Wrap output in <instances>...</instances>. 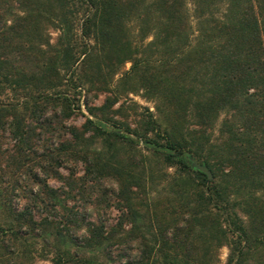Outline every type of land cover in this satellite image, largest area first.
<instances>
[{
  "label": "trees",
  "instance_id": "16d2710c",
  "mask_svg": "<svg viewBox=\"0 0 264 264\" xmlns=\"http://www.w3.org/2000/svg\"><path fill=\"white\" fill-rule=\"evenodd\" d=\"M119 73L118 83L162 103L164 122L150 112L139 131L122 129L107 111L117 95L89 104L91 94L114 93ZM83 105L98 119L84 125L92 135L72 125L64 140V118ZM3 130L15 140L7 173L17 179L0 186V264H216L225 245L226 264H264V0H0ZM126 131L175 168L165 195L148 192L138 206L132 187L145 191L152 172L137 171L134 155L118 166L85 147L95 137L131 142ZM71 160L117 180L128 234L64 204V189L48 179ZM115 238L124 253L117 260Z\"/></svg>",
  "mask_w": 264,
  "mask_h": 264
},
{
  "label": "rangeland",
  "instance_id": "374dc122",
  "mask_svg": "<svg viewBox=\"0 0 264 264\" xmlns=\"http://www.w3.org/2000/svg\"><path fill=\"white\" fill-rule=\"evenodd\" d=\"M50 32L52 41H55L59 32L54 29ZM131 65L132 63L130 61L126 62L122 66L121 72L129 69ZM120 77L121 73L117 74L115 77L117 89H114V93H96L98 96L91 94L89 96V104L101 108L105 105L107 96L115 97L117 95L116 102L110 105L107 111L109 116L114 118L117 127L122 129L129 127L132 130L139 131L145 126L144 120L150 118V112L155 115V118L160 120V123L164 122V117L160 111V108H163L162 103L154 98H149L148 92L143 88L134 87L132 90V84L125 86L122 83H118ZM81 98L83 103V97ZM7 100L8 98H5V101ZM88 117L98 122V119L92 117L85 105H83L82 109H76L69 119L64 118V140L70 139L67 128L65 127L72 125H74L80 133H84L85 136H91L92 131H87V129L84 128ZM34 126L37 128L36 124H34ZM37 132H40V129H37ZM124 134L129 135L132 141L125 142V139L124 141L118 139L106 144L103 142L102 138L95 137L92 140L86 141L87 144H85V147L92 150V152H98L103 159L109 156L112 162L116 163L118 166H128L130 164L129 157L131 158V155H134L135 168L137 171L140 172L144 168L147 171V175L149 171L152 172L151 179H147L149 183H146L147 187L145 191L133 185L135 205H140V202L145 203L148 197L146 194L148 192H152V196H154V194L155 196L159 195V193L165 195L169 190L168 183L173 182L172 174H174L175 168L171 167L166 170L161 157L153 155L150 150L146 149L145 143L140 141L137 136L128 133V131L124 132ZM14 143L15 140L9 130L0 131V186L2 188H10L15 178L17 179L16 176L14 177L11 173H7V170H12V162L7 156L13 152ZM85 147L80 148L84 149ZM115 148L119 150L116 152L114 151ZM41 154V150H39L37 154H30L27 164L30 171L32 170L31 172L37 170L40 160L39 156ZM40 172H42V169ZM60 172L62 173V177L57 178L50 176L48 183L53 187L64 189V204L67 207H73L74 210H78L85 216L86 220H94L99 224L103 223L106 231H113L114 233L119 232V236L128 234V231L132 228V224L121 219L123 216V209L125 212L128 210L123 208L119 183L115 178L99 177L95 174L88 175L86 172V165L82 160L64 161V168H61ZM165 173L170 175H164ZM43 176H45V174H43ZM26 181H28V179L22 181V188H26V190H16L14 200H16L15 204L19 206V208L24 206L27 202L25 196L29 192L30 187L23 186ZM141 205L143 207V204ZM142 207L140 209H142ZM41 212L47 214L46 211L42 209ZM61 213L62 211L60 209L51 211V214L55 215L58 219ZM64 216H66L65 209ZM110 244L113 258L116 260L122 258L123 256L121 255L124 253L120 252L122 245L119 239L115 238L113 243ZM218 254L219 258L216 264H226L229 256V248L226 245L222 246L219 248ZM208 260L212 262L213 258L210 257ZM36 264H50V262L47 260H39Z\"/></svg>",
  "mask_w": 264,
  "mask_h": 264
},
{
  "label": "water",
  "instance_id": "95a60500",
  "mask_svg": "<svg viewBox=\"0 0 264 264\" xmlns=\"http://www.w3.org/2000/svg\"><path fill=\"white\" fill-rule=\"evenodd\" d=\"M192 163H193V166L196 169L206 173L209 179H213L214 174H213L212 170L210 169V167L207 164L199 162L194 157L192 158Z\"/></svg>",
  "mask_w": 264,
  "mask_h": 264
}]
</instances>
